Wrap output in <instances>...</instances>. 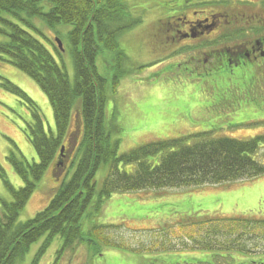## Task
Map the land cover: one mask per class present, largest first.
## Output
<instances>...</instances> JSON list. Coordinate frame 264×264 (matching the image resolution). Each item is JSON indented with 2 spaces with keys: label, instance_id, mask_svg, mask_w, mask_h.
Wrapping results in <instances>:
<instances>
[{
  "label": "trees",
  "instance_id": "1",
  "mask_svg": "<svg viewBox=\"0 0 264 264\" xmlns=\"http://www.w3.org/2000/svg\"><path fill=\"white\" fill-rule=\"evenodd\" d=\"M130 10L124 0H0V35L5 37L0 39V61L8 60L40 85L52 106L56 127L55 133H47L42 111L35 101L9 80L1 83L33 106V122L27 136L38 161L11 157L24 184L16 188L5 179L12 198H0V264H16L43 235L46 237L34 264L56 235L64 241L63 248L78 241L96 252L102 247L131 251L205 248L215 252L210 261L187 264H232L233 253L240 259L237 255L245 254L242 252H264V216L184 215L148 230L154 234L149 233L152 246L145 248L137 243L128 244L130 240L123 241L119 230L129 229L124 224L98 221L105 201L114 193L198 187L264 174V161L256 157L257 150L264 146V133L240 139L204 130L146 141L129 151L118 152L120 138L113 136L114 129L104 117L108 78L99 73L96 61L99 53L106 50L116 52L114 64L118 69L125 66L122 63L127 58L119 38L139 21ZM37 19L49 28L71 25L67 37L75 69L73 82L55 57L58 55L61 60L63 47L44 33ZM77 100L81 132L79 144L75 145L78 159L74 160L73 173L43 209L21 221L18 214L35 192L37 182L60 155L61 147L67 146L66 138L72 136V107ZM107 163L109 172L98 189L96 173ZM130 165L135 168L126 169ZM0 173H4L1 166ZM84 218L90 222L87 230L83 229ZM179 230L183 233L181 247L173 242ZM253 261L264 264L262 260Z\"/></svg>",
  "mask_w": 264,
  "mask_h": 264
},
{
  "label": "rangeland",
  "instance_id": "2",
  "mask_svg": "<svg viewBox=\"0 0 264 264\" xmlns=\"http://www.w3.org/2000/svg\"><path fill=\"white\" fill-rule=\"evenodd\" d=\"M131 9L133 18L139 19L134 26L124 31L119 40L120 47L126 54L124 67L118 69L116 52L102 51L96 61L98 71L108 78L105 121L114 129L113 136L120 138L119 153L129 151L146 141L178 137L187 132L172 130L175 116L188 113L192 107L188 98L201 95L199 99L200 113L192 112L191 116L206 131L213 134L247 139L264 133V88L256 81L258 78L247 79V72L235 68L233 73L226 71L217 73H199L193 70L190 63L180 64L179 55L164 51V36L158 31L162 14L172 12L176 0H124ZM44 33L57 44L59 37L63 49V64L70 80L74 81L75 69L70 41L67 37L71 25L59 24L49 28L36 20ZM38 37L42 35L38 34ZM0 35V39H4ZM43 38V37H42ZM182 60V59H180ZM114 78H116L114 80ZM9 80L25 91L35 101L43 114L44 130L55 133L53 109L46 93L40 85L23 70L7 61H0V198L11 199L12 195L6 183L7 179L14 187L22 186L23 180L15 170L11 157L22 161H38L35 148L28 138L29 124L33 122L32 107L28 102L1 83ZM256 80V81H255ZM80 103L75 101L72 107V136L64 141L67 146L60 152L53 164L44 171L42 179L37 182L35 192L26 206L21 210L19 220L25 221L43 209L60 184L68 180L74 170V160L78 159L75 147L80 136L81 122L79 119ZM185 114V115H186ZM187 116V115H186ZM190 117L192 120L193 118ZM204 120V121H202ZM114 126H113V124ZM182 126H188L186 122ZM168 127L169 129H166ZM171 130V131H170ZM191 133V132H190ZM151 134V135H150ZM153 134V135H152ZM149 137L151 139H149ZM155 138V139H153ZM191 142V141H190ZM256 157L264 161V146L257 150ZM109 163L102 165L96 173L95 182L99 189L108 172ZM135 165L127 166L133 170ZM232 183V182H228ZM235 183L241 186L233 188ZM215 184H204L198 187L144 189L126 194H114L104 204L98 219L101 223L124 224L126 228L119 230L123 241L128 244L152 246L148 231L163 222H175L180 215L211 214L221 216L258 215L264 216V174L254 178L234 181L232 186L216 192ZM156 196H150L153 192ZM117 198H115L116 196ZM156 197H163L156 200ZM1 213V203H0ZM88 220L83 219V229H89ZM137 230V231H133ZM173 236V242L181 247L182 232ZM46 235L32 245L29 251L16 264H34V260ZM165 238V237H162ZM155 239V238H154ZM135 240V241H131ZM155 241V240H154ZM64 241L59 235L54 236L51 243L40 256L36 264H117L113 261L119 256V264H187L197 260L210 261L214 251L208 249H177V250H144L102 247L99 252L86 243L73 242L63 248ZM154 247H157L156 242ZM239 254L233 253L232 264H254L253 260L264 261V252ZM237 259V260H236Z\"/></svg>",
  "mask_w": 264,
  "mask_h": 264
},
{
  "label": "flooded vegetation",
  "instance_id": "3",
  "mask_svg": "<svg viewBox=\"0 0 264 264\" xmlns=\"http://www.w3.org/2000/svg\"><path fill=\"white\" fill-rule=\"evenodd\" d=\"M162 15L164 51L179 55L180 64L198 75L239 68L264 88V0H176Z\"/></svg>",
  "mask_w": 264,
  "mask_h": 264
},
{
  "label": "crops",
  "instance_id": "4",
  "mask_svg": "<svg viewBox=\"0 0 264 264\" xmlns=\"http://www.w3.org/2000/svg\"><path fill=\"white\" fill-rule=\"evenodd\" d=\"M191 98H188V104L190 105V107H192L191 109H190V111H189V114L187 113H182V112H179V114H177L176 116H175V120H174V123L173 124H171L170 126H171V129L173 130L174 129V127H175V131H177V133L178 132H187V133H194V132H199V131H204V130H202V129H200L199 127H201V125L202 124H200L198 121H196V119L194 118V117H192L191 116V113L192 112H195V113H200L199 111L201 110V108H199L198 106V104H199V99L202 97L201 95H192V96H190ZM187 116H186V115ZM190 117H192L193 118V120L190 118ZM202 121H204V120H202ZM182 122H186L187 124H188V126L189 127H187V126H182ZM166 129H169L168 127H166ZM205 130H207V129H205ZM171 131V130H170ZM151 135V134H150ZM153 135V134H152ZM179 135H183V133L182 134H179ZM149 139H151L150 137H149ZM153 139H155V138H153ZM149 141V140H148ZM233 183V182H232ZM232 183H219V184H215V185H213V187H211L212 189H216V192H222V190L223 189H226L228 186H232V185H228V184H232ZM235 184H237V185H233V188H237V187H240L241 186V184L240 183H235ZM128 192V191H127ZM137 192H139V194L141 195V197H144L143 196V193L142 192H146V190H143V191H137ZM153 192V191H152ZM126 194V193H124V192H119V193H117V194ZM114 194H116V193H114ZM114 194H112V196L114 195ZM116 196V195H115ZM150 196H156L155 195V193L153 192ZM115 198H117V196L115 197ZM163 199V197H156V200H158V201H160V200H162ZM182 216H184V215H180V216H178V218H180V217H182Z\"/></svg>",
  "mask_w": 264,
  "mask_h": 264
},
{
  "label": "water",
  "instance_id": "5",
  "mask_svg": "<svg viewBox=\"0 0 264 264\" xmlns=\"http://www.w3.org/2000/svg\"><path fill=\"white\" fill-rule=\"evenodd\" d=\"M57 40V42H58V45L60 46V48H62V43H61V41H60V39H59V37L56 39ZM64 145L61 147V152L64 150Z\"/></svg>",
  "mask_w": 264,
  "mask_h": 264
}]
</instances>
